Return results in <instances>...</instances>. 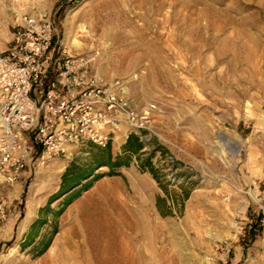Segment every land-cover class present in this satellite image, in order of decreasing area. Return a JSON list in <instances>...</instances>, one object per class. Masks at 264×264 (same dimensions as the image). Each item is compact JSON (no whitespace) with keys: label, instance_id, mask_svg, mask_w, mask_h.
Here are the masks:
<instances>
[{"label":"rangeland","instance_id":"374dc122","mask_svg":"<svg viewBox=\"0 0 264 264\" xmlns=\"http://www.w3.org/2000/svg\"><path fill=\"white\" fill-rule=\"evenodd\" d=\"M44 14L49 79L76 62L150 121L120 117L104 149L69 147L44 163L33 152L0 187V264H59L75 208L107 185L134 209L138 183L149 201L142 264H264V0H0V49L20 18ZM130 135L137 155L123 152Z\"/></svg>","mask_w":264,"mask_h":264},{"label":"built area","instance_id":"2783aa9c","mask_svg":"<svg viewBox=\"0 0 264 264\" xmlns=\"http://www.w3.org/2000/svg\"><path fill=\"white\" fill-rule=\"evenodd\" d=\"M16 28L0 49V187L19 180L37 150L44 163L69 147L90 143L104 149L120 117L136 129L149 123L148 115L136 114L112 89L85 79L76 62L67 60L49 79V15L23 16ZM6 216L0 195V226Z\"/></svg>","mask_w":264,"mask_h":264},{"label":"bare ground","instance_id":"6f19581e","mask_svg":"<svg viewBox=\"0 0 264 264\" xmlns=\"http://www.w3.org/2000/svg\"><path fill=\"white\" fill-rule=\"evenodd\" d=\"M62 169L63 166H60L56 172L60 173ZM56 172L51 173V176ZM138 184L134 209L127 205L128 197L119 201L116 197L110 198L115 193L107 185L101 186L87 204L75 208V215L70 214V229L57 242L63 251L59 264H142L145 249L142 246L141 218L143 213L149 211V204L144 199V191L147 189ZM109 209L117 218L137 215L140 220L130 224L119 223L112 219ZM43 264H51V259L47 256Z\"/></svg>","mask_w":264,"mask_h":264},{"label":"trees","instance_id":"16d2710c","mask_svg":"<svg viewBox=\"0 0 264 264\" xmlns=\"http://www.w3.org/2000/svg\"><path fill=\"white\" fill-rule=\"evenodd\" d=\"M142 149H143V145L141 142H139V139L134 135H130L127 139L125 146L123 147V152L128 153L130 155H137ZM115 166L122 167V166H127V165L126 164H116ZM91 176H92V172L88 173L84 179L89 178ZM62 178L64 182L66 178V174L63 175ZM84 179H79V180H84Z\"/></svg>","mask_w":264,"mask_h":264}]
</instances>
